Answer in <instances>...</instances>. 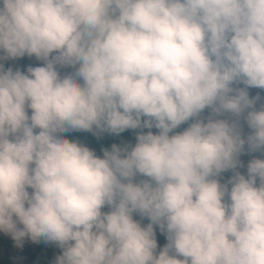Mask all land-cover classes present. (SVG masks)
<instances>
[{
  "label": "clouds",
  "instance_id": "clouds-1",
  "mask_svg": "<svg viewBox=\"0 0 264 264\" xmlns=\"http://www.w3.org/2000/svg\"><path fill=\"white\" fill-rule=\"evenodd\" d=\"M25 56L42 66L5 67ZM250 89L264 0H0V231L56 264H264ZM128 130L102 157L63 135Z\"/></svg>",
  "mask_w": 264,
  "mask_h": 264
},
{
  "label": "trees",
  "instance_id": "trees-1",
  "mask_svg": "<svg viewBox=\"0 0 264 264\" xmlns=\"http://www.w3.org/2000/svg\"><path fill=\"white\" fill-rule=\"evenodd\" d=\"M33 57L25 56L22 59H17L18 70L27 74L28 64ZM6 68H12L10 65V60L5 62ZM258 93L262 97H264V90L256 89ZM31 114L29 110V115ZM186 125H183L181 129L177 131H182ZM65 138L69 139L73 142H79L82 145H86L88 142L96 145V154L98 156H103V149L108 148L111 149L113 143L111 139L107 136V134L102 135L101 137H97L89 132H69L63 134ZM117 145L123 146V143H115ZM230 173H225L222 182H226L229 179ZM134 219L140 220L141 218L138 215H134ZM146 219L142 221L145 224ZM1 232V231H0ZM27 245L30 246L28 248V253L25 257V264H56L57 257L59 254V250L61 249L58 245L52 246L51 242H45L44 240H40L38 242H33L30 237L24 238Z\"/></svg>",
  "mask_w": 264,
  "mask_h": 264
},
{
  "label": "rangeland",
  "instance_id": "rangeland-1",
  "mask_svg": "<svg viewBox=\"0 0 264 264\" xmlns=\"http://www.w3.org/2000/svg\"><path fill=\"white\" fill-rule=\"evenodd\" d=\"M10 65L13 70H18L17 60H10ZM37 66H42V62L38 61L35 57H33L28 64V68L37 67ZM257 93L258 92L256 89H250L251 96L254 97ZM261 102H264V100H262ZM155 131L157 130L153 129V132ZM245 131H247L246 128H245ZM107 136L111 139L113 144L123 143L124 145H127V144L134 145L136 143V133L133 130H128L124 133H121L119 136L108 135V134ZM85 146L89 147L91 150H94V151L97 148L96 145L91 144L90 142H88ZM251 158L252 157L248 155L241 157L245 165L248 163V161ZM241 171H244V169H242ZM230 178H231V173H230L229 179ZM103 210L108 211L107 208ZM148 223L149 221L146 219V222L144 225L146 226ZM19 227L22 228V225H20ZM156 237H157L158 246L160 248H163L167 243V239H166V236L163 235L159 231V228L156 229ZM50 245L57 246L55 243H50ZM28 248H30V246L26 244L24 239L20 242H17L15 239H13L11 234H8L2 231L0 232V264H25V257L28 253ZM62 254H63V250L60 249L58 257L61 256Z\"/></svg>",
  "mask_w": 264,
  "mask_h": 264
}]
</instances>
